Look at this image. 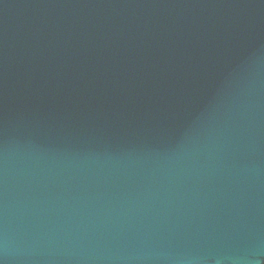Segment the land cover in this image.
I'll return each instance as SVG.
<instances>
[{
    "label": "water",
    "instance_id": "obj_1",
    "mask_svg": "<svg viewBox=\"0 0 264 264\" xmlns=\"http://www.w3.org/2000/svg\"><path fill=\"white\" fill-rule=\"evenodd\" d=\"M0 264H264V0H0Z\"/></svg>",
    "mask_w": 264,
    "mask_h": 264
}]
</instances>
